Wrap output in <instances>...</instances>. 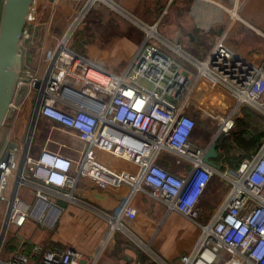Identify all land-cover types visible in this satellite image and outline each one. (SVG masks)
Listing matches in <instances>:
<instances>
[{"label":"built area","instance_id":"built-area-1","mask_svg":"<svg viewBox=\"0 0 264 264\" xmlns=\"http://www.w3.org/2000/svg\"><path fill=\"white\" fill-rule=\"evenodd\" d=\"M97 2L114 7L109 0H89L81 19L45 63L42 54L31 55L37 48L36 0L32 7L30 29L22 36L24 73L18 83V89L27 86L28 91L21 104L13 105L17 121L29 106V120L18 141L11 128L0 157L2 235L10 225L21 228L29 220L54 229L64 211L60 203L84 205L78 193L84 180L99 187L126 184L127 198L109 218L110 237L128 231L125 220L137 217L134 198L149 190L169 212L199 225L196 244L178 264H264V140L238 168L216 169L205 163L211 144L192 143L196 121L189 115L192 97L206 78L234 97L227 116H204L217 121L218 136L231 132L243 108L264 113V63L236 53L224 39L198 59L163 37L158 27L132 20L144 32V42L124 73L116 75L72 48L73 32ZM41 123L48 126L47 135L36 156ZM163 156L186 163L188 172L178 176L168 171L159 164ZM215 177L229 184L228 191L207 221L199 223L202 198ZM24 188L32 202L20 196ZM31 252L39 264L82 261L72 248L59 252L34 247ZM29 261L30 255L17 251L8 264Z\"/></svg>","mask_w":264,"mask_h":264},{"label":"crops","instance_id":"crops-1","mask_svg":"<svg viewBox=\"0 0 264 264\" xmlns=\"http://www.w3.org/2000/svg\"><path fill=\"white\" fill-rule=\"evenodd\" d=\"M88 1L55 0L54 3L49 1L53 10L61 11V17L68 15L66 19L61 20L63 21L61 24L67 22L68 17L70 19L67 23L68 30L62 29V34L55 37L54 29L52 30L53 18L51 25L46 28L45 41L51 40L53 46L57 47L71 26L77 22V18L81 19V13ZM109 2L114 5L109 7L111 11L101 10L91 14L90 21L85 23L84 32L79 33L78 41L84 42L83 45L89 43L87 52H81L73 45L72 48L80 54H86L98 66L116 75L124 73L144 42V32L133 21L158 27L163 37L180 44L187 53L198 59L204 58L220 39H224L225 44L236 53L248 57L255 64L264 63V0H109ZM50 48L46 46L42 48L43 58L45 56L50 58L48 54ZM184 67L188 71H195L188 63H184ZM192 101L194 105L189 115L194 119L198 114L225 117L234 105V97L223 87H212L207 78L201 82ZM262 102L264 103V96ZM243 110L244 108L237 114L236 119L242 115ZM207 120L212 119L205 117L204 121ZM196 132L194 130L192 143L202 147L210 146H203L205 144L197 138ZM13 135L14 140H20L21 136L18 133ZM205 135L210 134L206 132ZM1 140L0 157L6 147L7 136ZM41 150L42 147L39 150L35 148L34 154L39 155ZM223 160L222 158L220 165L225 167ZM164 162L167 161H160L159 164L178 176L185 175L189 170L184 164L179 169V165L166 167ZM129 187L126 184L119 187H99L92 181L84 180L79 184L78 193L84 205H92L102 211L116 214L119 213L123 200L127 198ZM148 191L138 194L133 200L137 217L134 220H125L128 231L119 232L125 238H120L118 233L110 237L109 221L106 217L95 214L103 221L102 223L105 222V231L97 232V227L101 226V222L98 221L97 225L93 226V231L88 234V240L80 241L77 236L75 244L70 240L76 231L84 226L79 220L86 217L85 213L95 216L84 209L83 205L60 203L64 206V211L54 227H57L55 230L45 229L29 220L21 228L10 225L3 236L5 204L0 201V264H8L17 251L30 255L28 264H39L40 258L31 255L34 247H41L45 251L49 249L61 251L68 242L74 245L75 248L72 247L74 250L82 254V261L77 264H87L93 260L96 264H178L179 259L188 254L196 244L200 235L199 225L177 212H169L166 205L153 198ZM20 196L28 202L33 201V196L25 188L20 191ZM214 206L208 204L207 208L202 209L203 214L199 223L207 221L216 208Z\"/></svg>","mask_w":264,"mask_h":264},{"label":"rangeland","instance_id":"rangeland-1","mask_svg":"<svg viewBox=\"0 0 264 264\" xmlns=\"http://www.w3.org/2000/svg\"><path fill=\"white\" fill-rule=\"evenodd\" d=\"M49 1L50 0H36V3H35V8H36L35 14L37 17L36 18V24L37 25H36V32H35L34 39L36 38L37 48L36 49L34 48L31 51V55H33V56H40L42 54V48H44V46H46L48 48H50V46H51L49 53H48L50 55V58H51L52 54L54 53L56 45L53 46L54 43L52 44L51 40L45 41L44 36L46 33V28L51 25V22L53 21V18H54V22H53L54 25L52 26V30L54 29L55 37H57L60 34H62V32H61L62 29L63 30H65V28L67 29L68 19H70V17H68L67 22L65 21V23L61 24L63 22V21L61 22V20L66 19L68 15L65 14V16L61 17V11H59V10L56 11V9L53 10L52 4ZM101 10L111 11L109 9L108 5H106L102 2H97L96 5H94L93 8L89 11L88 15L86 16V18H84V20L81 22V24H79V26L76 27V30L73 32V40H72V45L75 49L80 50L81 52H84V53L87 52L86 48L88 47L89 43H85L83 45L84 42H79L78 41L79 40V33H80V31L84 32L85 23H87V21H90L91 14L93 15L94 12L96 13V12L101 11ZM50 58H46V56H45L43 63H45L46 61H49ZM261 102H262V100H261ZM28 111H29V106L26 107V109H25L24 113L21 115L19 121H17L18 116H15L12 121L8 122V125L4 128L3 133L0 137V143L2 141L1 140L2 138H3V140L6 139V136H7L8 132L11 131V128L14 130L15 134L18 133L19 136L23 135V133L26 131L27 123L29 120V112ZM253 114H254V118H252V121L254 123L256 122V117L261 119V120L262 119L264 120V113L263 112L260 113L261 116L259 113L258 114L256 113L257 115H255V113H253ZM197 117L200 119L198 121L200 123V127L198 128V130L196 132L197 138L202 140L203 144H205L203 146L210 145L212 143L213 139L215 138L217 131H218L217 123L214 120L204 121L205 117L201 114H198ZM47 127L48 126H43V124L41 123L37 129L36 137H35L36 145L34 147V148H36V150H39L41 147H44V145H45L46 135H47V130H46ZM206 132L207 133L209 132L210 135L206 136L205 135ZM221 136L222 135H220L218 138H220ZM67 141H69V140H67ZM67 141L65 143H68ZM166 161L168 162L165 165L166 167H168V165L170 167H172V166L175 167L176 165H179V169H181L180 168L181 165L177 163V160L175 159V157H170ZM184 165L186 166L187 164L185 163ZM228 188H229L228 183H222V182H220L218 177H215L213 182L210 183V185H209V187H208V189L204 195L205 197H204L203 202L201 203V208L202 209L207 208L208 204H213V205H215L214 207L219 205L221 203L222 199L224 198V196L226 195ZM61 207L64 208L63 205ZM82 207L84 209L89 210L91 214H94V215L99 214L100 216L102 215L103 217H106L108 221H109V218L112 217V212L102 211L96 207H93L92 205L89 206V205L85 204ZM89 207H91V208H89ZM85 215H86L85 218H81L79 220V222L82 223V225H84L83 228H80V230L76 231V234L74 236H72L73 238H72V240H70L73 244L77 243V236H79L78 239L80 241L85 242L86 240H88V238H89L88 234L91 231H93V226L97 225L98 221L101 222V226H98V227L96 226L97 232L103 233L105 231L104 226H106V224H105V222L102 223L103 221H101V219L97 215L91 216L89 213H85ZM74 220L76 222L75 215H74ZM41 227H43V226H41ZM43 228L48 229L47 227H43ZM108 228H109V222H108ZM55 229H57V227L54 229H48V230H55ZM118 236L119 237L121 236L120 238H122V239L125 238V237H123V235H121V233H118ZM133 240L135 241L134 238H133ZM73 244L68 242V244L66 246H64V249H62L59 252H62V251H65L69 248L74 247ZM51 251H53V250H51ZM149 253H151V252H149Z\"/></svg>","mask_w":264,"mask_h":264},{"label":"water","instance_id":"water-1","mask_svg":"<svg viewBox=\"0 0 264 264\" xmlns=\"http://www.w3.org/2000/svg\"><path fill=\"white\" fill-rule=\"evenodd\" d=\"M55 0H50L54 2ZM35 0H1L0 3V137L8 122L15 116L13 105L21 104L28 87L18 89V83L24 73V48L22 36L30 29L28 18ZM39 84H36L38 88ZM206 154L205 163L220 169L212 160L219 157L216 140Z\"/></svg>","mask_w":264,"mask_h":264},{"label":"trees","instance_id":"trees-1","mask_svg":"<svg viewBox=\"0 0 264 264\" xmlns=\"http://www.w3.org/2000/svg\"><path fill=\"white\" fill-rule=\"evenodd\" d=\"M253 113L257 115L259 112L249 107L244 108L242 115L236 119L235 126L231 132L226 135L222 134V136L216 140L219 158L213 159L212 161L214 163L220 165V161H222L223 158V163L225 165L231 168H238L244 158L253 155L257 151L264 140V120L262 119V121L256 117V122L254 123L252 121V118H254ZM199 120L200 119L196 117V131L200 127ZM170 157L171 156H163L160 161H166ZM166 163L168 162H164V164Z\"/></svg>","mask_w":264,"mask_h":264},{"label":"bare ground","instance_id":"bare-ground-1","mask_svg":"<svg viewBox=\"0 0 264 264\" xmlns=\"http://www.w3.org/2000/svg\"><path fill=\"white\" fill-rule=\"evenodd\" d=\"M36 8H35V6H34V10H35Z\"/></svg>","mask_w":264,"mask_h":264}]
</instances>
